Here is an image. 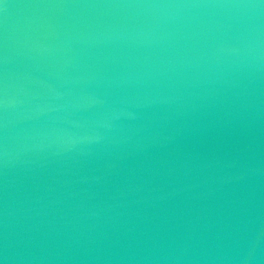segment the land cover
Returning a JSON list of instances; mask_svg holds the SVG:
<instances>
[{"label":"water","instance_id":"water-1","mask_svg":"<svg viewBox=\"0 0 264 264\" xmlns=\"http://www.w3.org/2000/svg\"><path fill=\"white\" fill-rule=\"evenodd\" d=\"M0 264H264V0H0Z\"/></svg>","mask_w":264,"mask_h":264}]
</instances>
